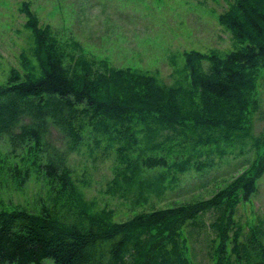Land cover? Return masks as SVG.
Listing matches in <instances>:
<instances>
[{"label":"rangeland","instance_id":"obj_1","mask_svg":"<svg viewBox=\"0 0 264 264\" xmlns=\"http://www.w3.org/2000/svg\"><path fill=\"white\" fill-rule=\"evenodd\" d=\"M236 1L0 0V86L13 73L23 79L42 74L36 33L28 26L32 18L56 42L57 53L71 75L82 72L85 64L98 72L107 67L131 68L151 74L161 85L188 88L197 103L223 102L202 95L193 86L186 53L198 51L224 58L247 45V40L238 39L220 20ZM197 66L204 74L211 73L210 60L200 59ZM247 73L254 79L257 103L248 114L250 122L244 132L230 139L218 136L221 139L216 144L192 147L197 140L194 126L184 129L177 124L173 142L166 141L164 146L166 151L175 149L169 166L141 170L133 185L122 182L126 190L116 193L109 186L117 177L119 147L129 149L134 159L148 149L144 123L130 122L132 133L125 137L115 126L105 132L87 119L82 140L77 142L51 127L42 152L29 145L14 150L10 137L0 134V212L22 209L56 213L61 219L70 216L66 194L61 188L54 190L39 167L44 152V156L63 158L77 193L96 208L112 209L115 220L210 198L245 171L255 173L264 150V59ZM256 175V190L248 199L242 191L237 193L230 223L224 218L223 227H212L218 212L208 211L183 227L192 264H217V248L227 227V264H243L233 247L248 232L255 231L264 240V170Z\"/></svg>","mask_w":264,"mask_h":264},{"label":"trees","instance_id":"obj_2","mask_svg":"<svg viewBox=\"0 0 264 264\" xmlns=\"http://www.w3.org/2000/svg\"><path fill=\"white\" fill-rule=\"evenodd\" d=\"M220 20L248 43L224 58L186 53L193 86L206 97L223 100L202 104L193 100L188 88L161 85L151 74L131 68L107 67L98 72L85 64L82 72L71 75L57 53L56 42L31 18L28 26L36 33L42 74L23 79L13 73L0 86V134L10 137L14 150L29 145L42 152L51 127L77 142L87 119L105 132L115 126L125 137L132 133L130 122L144 123L148 149L134 159L129 149L119 147L117 177L109 186L113 193L126 190L122 182L133 185L141 170L169 166L175 149L166 151L164 146L166 141L173 142L177 124L184 129L194 126L197 140L192 147L216 144L221 139L218 136L233 138L245 131L248 114L257 103L254 79L247 69L264 59V0H237ZM203 58L211 61L210 74L197 66ZM44 153L39 167L51 187L66 194L70 216L61 219L56 213L22 209L0 212V264H44L46 260L52 264H192L183 227L208 211L218 212L212 227H223L224 218L230 223L237 193L242 191L248 199L256 190L255 174L264 170L263 150L255 173L245 171L210 198L115 220L112 209L96 208L77 193L63 158ZM227 238L228 227L222 231L217 264H227ZM233 249L243 264H264V240L255 231L248 232Z\"/></svg>","mask_w":264,"mask_h":264}]
</instances>
